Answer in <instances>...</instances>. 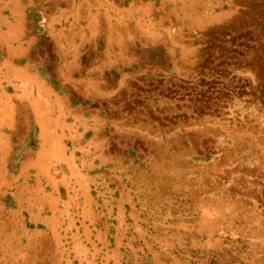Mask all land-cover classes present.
<instances>
[{"label":"crops","instance_id":"obj_1","mask_svg":"<svg viewBox=\"0 0 264 264\" xmlns=\"http://www.w3.org/2000/svg\"><path fill=\"white\" fill-rule=\"evenodd\" d=\"M165 1L0 0V225L21 226L25 232L33 230L22 243L27 251L32 249L40 254L44 250L56 258L63 237L60 233L63 217L67 218L68 226L87 231L77 242L88 244L91 251L81 256L75 252L76 257L88 259L101 253L102 264H120L123 259L120 247L131 239L138 243L131 264L136 263L135 257L143 251V242L145 249L154 251L151 244L174 240L176 233L168 232L172 238L162 240L143 233L137 221L139 210L127 186V177L131 175H123L117 157L121 152L127 164L137 158L146 165L159 158L156 148L153 153L149 144H158L156 147L168 151L174 143L160 141V132L167 127L159 122L156 110L164 104L158 107L153 103L154 99L170 96L172 90L170 78L159 80L153 69L160 53L165 63L169 61L165 56L175 49L168 41L173 29L167 26L174 17L166 13L168 10L162 5ZM161 20L166 25H157ZM111 67L125 68L112 83L108 73ZM95 95L108 101L113 110H106L108 106L99 103L84 105V99ZM110 113H117L116 120L121 121L114 140L109 137L111 129L105 124L106 119L98 117ZM133 118L132 122L139 127L122 130V124H129ZM100 129L105 133L98 137L95 132ZM179 145L181 152L175 156L183 157L184 145L182 142ZM162 150L160 157L168 155ZM53 161L65 164L69 179L81 190L82 198L76 194L71 204L57 205L43 192L41 178L49 177L44 168ZM74 161L79 167L86 164L102 169L85 174ZM178 161L168 158L170 164ZM14 163H19L18 167H13ZM165 166L176 178L180 176L166 160ZM31 168L34 170L29 173ZM28 174L33 175L32 193L26 182ZM134 176L133 179H138ZM158 178L164 183L169 175L160 173ZM15 182L17 186L27 184L26 193L21 191L18 195L15 190L10 197L17 202L26 200L23 207L31 226L22 223L24 216L18 220L11 217L21 210L10 207L12 203H6L3 197ZM97 183L110 188H97L95 195L117 194L110 204L108 198H101L104 202L99 203L86 192L88 185L96 187ZM45 208L48 213L41 218ZM6 210L9 215L2 213ZM75 213L86 219L74 225ZM203 226L200 220L197 224H182L181 228L199 235V231L206 230ZM129 228L135 229V236L125 234ZM75 237L71 236L73 240ZM111 237L114 244L109 247ZM46 243L49 250L43 248Z\"/></svg>","mask_w":264,"mask_h":264},{"label":"rangeland","instance_id":"obj_2","mask_svg":"<svg viewBox=\"0 0 264 264\" xmlns=\"http://www.w3.org/2000/svg\"><path fill=\"white\" fill-rule=\"evenodd\" d=\"M162 5L174 17L167 26L173 29L168 41L175 49L165 56L169 59L165 63L160 53L153 69L159 80L170 78L172 90L170 96L154 99L153 103L158 107L164 104L156 110L159 122L167 127L160 132V141L174 143L168 151L156 147L158 144H149L153 153L156 148L159 158L146 165L137 158L127 164L121 152L117 157L123 175H131L127 177V186L139 210L137 221L143 233L161 240L170 238L169 233L176 235L173 241L151 244L158 255L145 249L143 242V251L135 257V264H264V0H167ZM157 25L166 23L161 20ZM123 70L124 67L108 70L111 83ZM83 103L108 106V101L97 95ZM106 110L113 108L108 106ZM98 117L106 119L104 122L111 129L109 137L116 139L121 122L116 120L118 114ZM135 118L129 124L123 123L121 129H137L139 126L132 122ZM103 132L100 129L95 133L100 137ZM181 142L184 154L178 157L175 154L181 152ZM161 150L168 155L160 157ZM170 157L179 161L170 164ZM163 158L170 169L180 172L179 177L165 170ZM73 163L76 166L77 162ZM77 168L85 174L102 169L86 164H77ZM44 169L49 177L41 178L40 185L54 203L71 204L76 194L82 198L81 190L69 179L65 164L53 161L46 163ZM160 173L169 175L164 183L158 178ZM134 175L138 179H133ZM26 182L25 186L13 183L3 197L6 203H12L10 207L21 210L11 217L18 220L24 216L22 223L28 226L31 220H27L23 207L26 200L17 202L10 197L15 190L18 195L21 191L26 193L27 186L32 193V174H28ZM101 184L88 185L86 192L99 203L104 202L101 198H108L110 204L117 194L95 195L97 188L109 187ZM196 202L200 204L195 205ZM8 212L2 213L9 215ZM45 212L48 213L47 208L40 213L41 218ZM73 217L77 218L74 225L86 219L77 213ZM200 220L206 230L199 231V235L181 228L182 224H197ZM66 223L67 218L63 217V237L56 258L44 250L36 254L22 247L33 230L25 232L21 226L0 225V264H102L101 253L88 259L76 257L75 252L81 256L91 251L88 244L77 242L86 228ZM5 231L8 233L3 239ZM125 234L135 236V229L129 228ZM74 235L77 237L73 240ZM109 241V247L113 246L112 237ZM44 246L49 250L47 243ZM135 249L138 250L135 239L122 244L120 264H131Z\"/></svg>","mask_w":264,"mask_h":264}]
</instances>
